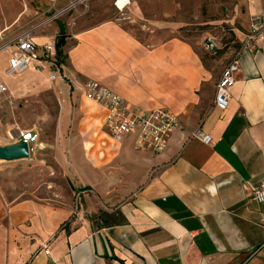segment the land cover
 Wrapping results in <instances>:
<instances>
[{
    "label": "crops",
    "instance_id": "0c3cea01",
    "mask_svg": "<svg viewBox=\"0 0 264 264\" xmlns=\"http://www.w3.org/2000/svg\"><path fill=\"white\" fill-rule=\"evenodd\" d=\"M172 12L166 4L164 13ZM134 15L141 17L139 9ZM130 23L136 27L108 21L72 28L60 64H45L42 50L57 40L58 25L12 40L3 36L9 29L0 33V50L8 47L0 51V79L11 94L56 97L57 160L80 179L77 190L98 196L83 195L80 209L0 195V264H264V204L252 198L264 184V34L236 58L240 69L223 111L214 104L224 70L217 61L166 37L171 28ZM26 37L37 60L8 77L16 41ZM91 81L132 106L177 115L168 150L153 155L137 152L132 139L115 143L106 112L85 98ZM70 123L73 131H65ZM80 155L95 167L80 165Z\"/></svg>",
    "mask_w": 264,
    "mask_h": 264
},
{
    "label": "rangeland",
    "instance_id": "374dc122",
    "mask_svg": "<svg viewBox=\"0 0 264 264\" xmlns=\"http://www.w3.org/2000/svg\"><path fill=\"white\" fill-rule=\"evenodd\" d=\"M75 1L0 0V33L9 29L3 36L12 40L21 34L36 36L43 31L50 32L58 23L69 32L79 25L89 28L108 21L133 28L136 25L130 22L136 20L141 27L153 23L171 28L166 31V37L177 36L200 47L205 62L217 61L223 69L236 60L248 42H254L253 37L264 33V0H134L123 13L115 7L114 0H89L65 13L70 2ZM166 4L172 5L171 16L164 13ZM135 9H139L140 18L134 15ZM208 38L215 39L218 45L215 53L206 49ZM59 117V104L52 93L34 96L31 92L11 94L8 91L0 100V147L17 144L18 131L39 135L38 150L31 158L0 161V195L6 201L33 199L56 206L72 203L81 209L83 195L98 197L90 191L77 190L76 182L80 179L66 172L57 160ZM73 127L70 123L65 131H73ZM79 162L90 169L95 167L84 163L82 155ZM91 173L98 176L97 172Z\"/></svg>",
    "mask_w": 264,
    "mask_h": 264
},
{
    "label": "built area",
    "instance_id": "2783aa9c",
    "mask_svg": "<svg viewBox=\"0 0 264 264\" xmlns=\"http://www.w3.org/2000/svg\"><path fill=\"white\" fill-rule=\"evenodd\" d=\"M89 0H76L66 9L71 12L80 4H85ZM115 7L119 12L129 9L134 0H114ZM120 4H122L120 6ZM75 26V23L73 24ZM261 33L258 37H260ZM258 37H253L254 41ZM16 51L12 54L9 61V68L6 72L8 77L18 76L32 67V63L37 60V46L30 38H20L16 41ZM8 49L3 48L1 51ZM206 49L208 52L215 53L218 45L213 38L206 39ZM44 62L50 64L57 60L56 41L42 47ZM239 63L235 60L228 65L221 75L216 86V96L214 104L217 108L225 111L230 106L232 100V90L237 81L239 73ZM35 71H43L42 66H36ZM53 74H56L53 73ZM51 80L56 76L52 75ZM8 89L0 79V100L7 94ZM85 98L94 104L101 106L106 112L105 130L117 144H123L132 139L134 148L137 152L159 155L166 152L169 145L180 128L177 115L168 109L143 110L132 106L123 98L113 93L99 82L91 81L84 85ZM205 145L212 144V138L204 132L198 133ZM39 135L31 131H18L16 143H26L29 148V158L38 150ZM253 200L259 204H264V184L253 191Z\"/></svg>",
    "mask_w": 264,
    "mask_h": 264
},
{
    "label": "water",
    "instance_id": "95a60500",
    "mask_svg": "<svg viewBox=\"0 0 264 264\" xmlns=\"http://www.w3.org/2000/svg\"><path fill=\"white\" fill-rule=\"evenodd\" d=\"M29 148L26 143L0 147V161L13 162L29 159Z\"/></svg>",
    "mask_w": 264,
    "mask_h": 264
},
{
    "label": "trees",
    "instance_id": "16d2710c",
    "mask_svg": "<svg viewBox=\"0 0 264 264\" xmlns=\"http://www.w3.org/2000/svg\"><path fill=\"white\" fill-rule=\"evenodd\" d=\"M59 29H60V33L59 36L56 40V46H57V60L60 64V62H64L65 61V57H64V48L67 45V32H66V28L64 25L58 23Z\"/></svg>",
    "mask_w": 264,
    "mask_h": 264
},
{
    "label": "bare ground",
    "instance_id": "6f19581e",
    "mask_svg": "<svg viewBox=\"0 0 264 264\" xmlns=\"http://www.w3.org/2000/svg\"><path fill=\"white\" fill-rule=\"evenodd\" d=\"M123 1H127V0H123ZM122 4H120V6H121ZM8 133V132H7ZM7 135V134H6ZM16 135V134H15ZM11 138V137H10Z\"/></svg>",
    "mask_w": 264,
    "mask_h": 264
}]
</instances>
